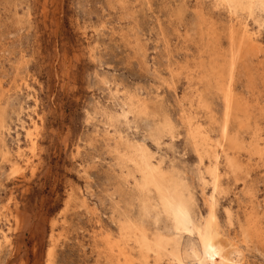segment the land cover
I'll use <instances>...</instances> for the list:
<instances>
[{
  "label": "rangeland",
  "instance_id": "374dc122",
  "mask_svg": "<svg viewBox=\"0 0 264 264\" xmlns=\"http://www.w3.org/2000/svg\"><path fill=\"white\" fill-rule=\"evenodd\" d=\"M241 15L231 18L216 0H0V264H117L100 252L101 238H121V226L132 222L168 243L167 251L179 248L180 261L150 253L146 264H194L192 251L202 253L197 233L176 230L153 189L139 188L134 164L120 158L136 145L154 164L181 172L194 223L215 195L216 229L243 248L240 264H264V241L245 234L251 212L264 227V158L249 150L264 149V12L260 21L246 18L256 50L238 62L233 80L248 101H260L249 131L233 121L228 127L241 150L223 137V94L180 68L186 60L193 66L201 49L212 53L205 43L212 29L228 48L224 31L239 27ZM248 72L258 74L252 88ZM199 85L213 113L200 110L196 122L220 145L224 192L214 194L209 162L198 161L186 123ZM129 96L149 106L146 115L130 110ZM165 116L173 134L157 133ZM226 156L238 157L245 174L225 175ZM129 244L138 263L142 255Z\"/></svg>",
  "mask_w": 264,
  "mask_h": 264
},
{
  "label": "bare ground",
  "instance_id": "6f19581e",
  "mask_svg": "<svg viewBox=\"0 0 264 264\" xmlns=\"http://www.w3.org/2000/svg\"><path fill=\"white\" fill-rule=\"evenodd\" d=\"M216 1L219 5H223L228 8V11L231 13V18L232 16L240 17V14H245L244 16L241 15L243 17L240 19L239 27L231 25V28L228 26L229 29H226V31H224L225 34L227 33L229 35L228 48H220L222 47L221 41L223 40H220L218 37H216V34H218L220 31L217 32L216 30L212 29L209 34V38H207L208 40L205 41L212 53L206 54L207 51L201 49L197 59L195 60L194 58L195 64L192 63L193 66H188V62L186 60L185 64H182V62L180 63V65H182L180 68L182 70H186V77H188L190 81H192L193 78H196L198 84L210 85L212 82L214 87H216V89L223 94L226 105L224 116L225 122L223 126L224 128L222 129L223 137L228 142L230 149L239 151L242 149L243 145L239 138L240 135L236 134L237 131L231 133L228 127H230L229 125L230 123L232 124L233 121V123H235L234 126L236 130L237 128H240V130L245 129L249 131L248 126L251 117V111L256 105H259L260 101H256L259 98L254 95H251V97H254V101H248L246 97L235 90L233 80L238 69V62H241L242 64L248 63L246 57L248 52L251 53L256 50V45L254 43L256 32L254 33L252 30H250V23L248 24L246 18L253 17L255 18V20L258 18L257 21H260V17H257V12H264V0ZM201 19L199 20L201 21ZM208 20L211 21V19ZM255 23L257 24V22ZM198 26H200L199 28H201V24ZM201 34L202 33H200V35ZM211 38L214 41L211 40ZM223 39L226 40L225 38ZM197 50L199 51V49ZM206 62L209 63L206 64ZM260 63L264 64V62ZM195 75H197V77ZM246 76L249 80L248 85H250V87L252 88L255 85V82H257L256 80H258L256 78L258 77V74L254 77L253 73L248 72ZM260 84L261 86L263 85L262 82L259 83V85ZM201 88L202 87L200 85L196 88L197 105H190L192 111L189 115V118H187L186 123L188 126V133L194 139L193 145L198 156V161L200 162V164L204 163L205 160H208L209 162L206 174H208L210 177L209 183L212 185L211 187L214 194L215 192H224V189L222 188V175L219 162L220 155L218 151V146L220 145L212 138L208 130H205V126H203L201 123L196 122V118L199 116L198 113L200 112V110L211 111L213 113L211 109V101L208 100V97ZM128 99L130 101V110L133 111L136 116L139 114L146 115L149 109V106L147 104H136L132 96H129ZM118 116L119 115H117L116 117ZM114 117L112 116L111 119ZM0 127L1 129L5 128L4 125H1ZM156 129L158 130V134H161L162 132L173 134L174 131H176V127L174 126L172 121H170L168 116L164 117L162 123L159 126H156ZM261 130H264V128H261ZM30 135L32 134L30 133ZM156 136V141H159V136L157 134L155 135V137ZM129 150L130 152L128 154H124V156L120 158L126 159L136 167L138 173L140 174V180L138 182L139 188L143 189L150 187L151 189H153L154 193L160 200L161 208L172 220L176 230L189 232L195 231L197 233L199 242L201 244L202 253H198V251L196 250L192 251L195 260L194 264H240L244 252L243 248L236 241H232L231 239L224 237L216 229L217 222L215 217V205L217 203V199L215 198V195L212 197L209 204L206 218H204V220L200 223H194L192 219V212L194 207V200L192 197L193 194L189 189L190 186L182 178L181 172L174 167L172 168V170H167V168L163 165V162L160 164H154V162L152 161L151 153L146 151L145 148L141 145H136V147H132ZM249 150L251 151V153L257 155L260 159L264 158V149L254 148V146H251V148L249 147ZM7 155L9 156V151H6L4 153V156ZM225 160L226 169L228 170L227 172L225 171V175L232 173L234 176L240 177L241 175L245 174L244 167L238 160V157L226 156ZM203 183H205L206 185L208 184L205 179ZM246 194L248 195V193ZM230 213L231 212H229V210H226V216L229 223L231 224L232 215ZM246 227V238H248L249 236H253L257 237L260 241H264V227L262 226L261 219H259L255 215V213H250ZM101 242L104 245V249L100 252H104L106 254L108 253L109 255L113 256L116 259L117 264H146L150 253L161 255L162 252H165L166 254L170 253L174 258L180 261L179 248L175 246L172 248V251H167L168 243H166L164 240L155 241L154 239H151L150 236H148L146 230L136 222L127 223L121 226V238L113 239L111 235H105L101 238ZM129 242L134 243V245H136V247L138 248L139 254L141 253L142 255L141 260H139L138 263L137 260L133 257L132 252H130L127 248L130 245Z\"/></svg>",
  "mask_w": 264,
  "mask_h": 264
}]
</instances>
